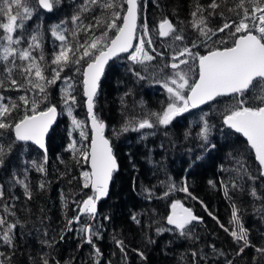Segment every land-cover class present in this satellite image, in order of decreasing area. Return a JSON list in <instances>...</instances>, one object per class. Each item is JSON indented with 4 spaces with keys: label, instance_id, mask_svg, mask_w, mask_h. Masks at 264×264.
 Wrapping results in <instances>:
<instances>
[{
    "label": "snow or ice",
    "instance_id": "1",
    "mask_svg": "<svg viewBox=\"0 0 264 264\" xmlns=\"http://www.w3.org/2000/svg\"><path fill=\"white\" fill-rule=\"evenodd\" d=\"M60 3L61 0H35L34 4L31 0H0V59L4 62L3 72L0 73V89H24V94L16 100L5 97L3 92H0V136H4L9 130L14 133V140L7 148L0 145V167L4 165V157L11 153L16 142H32L45 153L42 163L37 164L36 161H32V164L37 171L46 173L44 166L47 163L48 151L46 137L50 130L54 131L53 125L59 114L56 104L49 101L48 89L56 85L57 81H61L63 85L60 89V100L67 115L71 117L72 127L80 129V136L88 139L84 131V122L74 115L78 102L74 94L73 78L67 74L61 76L65 68H69L70 65H81L83 62L86 67L82 72L81 83L94 136L87 151L84 150L83 145L78 149L75 140L69 144V148L74 154L78 153L85 162L90 161L91 170L82 173V187L89 188L92 194L81 201H73L78 212L67 220V230L72 231L71 225L80 224L82 241L92 245L95 255L99 257L102 253L95 246L93 238L100 237V232L94 231L91 222L81 223V218L96 220L98 202L108 196L113 174L119 170L112 144L104 136L105 124L95 112L101 77L109 60L118 57L120 53H128V59L132 64L142 66V70L147 73L148 68L153 67L152 62L156 61L157 56L163 58L164 52L156 53L155 47H152L153 39L146 19L141 24V34H137V21L142 9L140 0H122V2L103 0V3L101 0H84L70 18L71 23L76 26L71 32L74 43L68 42L67 29L62 28L64 21L54 25L51 34L60 41V44L58 50L53 52L50 63L45 62L39 28L29 37H25L23 35L25 22L33 17L37 8L52 12ZM93 6L104 11L99 15H92L93 22L84 24L83 14H92L95 11ZM220 7L221 4L217 3V0H211L207 9L198 5L191 14L194 18L192 27L198 32L197 40L190 41L182 48H174L170 62L159 68L161 74L165 69L171 71L170 75L161 76L156 80L157 83L162 84L168 94L166 106H163L160 112L147 113L142 119L126 121L121 131L167 127L175 118L188 113L190 109H197L201 105H210V103H221L222 98H230L234 103L224 107L221 113L222 123L228 129L235 130L247 138L259 163L260 177L264 178V0H238L233 8L228 9L237 19L226 20L221 26L210 28L209 17L224 15L223 12L217 13L216 10ZM206 11L207 16L204 15ZM157 31L159 37H170L173 42L185 40L167 17L159 21ZM81 32L86 34L82 43L77 39ZM213 37L217 39L214 40ZM22 43H26L27 47H21ZM146 44L150 50L146 48ZM172 47L169 45V48ZM201 47L207 48L204 54L198 51ZM37 49H41L39 56L33 55ZM17 60L24 63L17 64ZM193 65L198 69L195 78L192 76ZM47 69H50V75L45 74ZM14 70L19 72L23 83L14 78ZM76 71L79 72L80 69L77 68ZM128 71L132 72L137 80L147 78L141 75V72L134 71L132 67H129ZM21 109L22 116L15 119L13 113H18ZM207 115L205 113L201 116L199 131L196 133V137L203 142L201 147L205 151L216 148V145L210 142L213 126L210 125ZM190 135L191 131L185 134L186 138ZM249 178L257 179L251 175ZM20 183L23 184L26 196L31 199L32 193L28 190V184L24 181ZM208 183L215 187L214 181L210 180ZM221 183L223 185V182ZM44 187L45 184L41 182L40 188ZM223 187L227 196L228 185ZM176 190V185L170 184L164 196L167 197ZM178 190L187 193L192 199H197L189 191L186 179ZM251 194L257 195L254 188ZM3 196V186L0 185V198ZM200 203L207 211V205H204L203 201ZM170 208V214L165 217L167 224L174 226L181 236L191 237L189 226L194 221H202L203 218L197 216L192 208L186 207L180 200L173 201ZM238 213L239 209L233 206L232 219L229 222L234 224L231 231L220 224V227L225 232H229L237 244H241L237 256L243 254L249 247H253L257 253L264 256V247L256 248L251 244L248 230L241 222ZM10 214L15 216V212ZM208 214L212 215L211 212ZM104 219L110 218L106 216ZM132 219L137 224L140 223L136 215H133ZM0 226H5L0 230L3 242L12 245L13 230L17 228V224L8 223L5 217L0 216ZM172 230L157 228L156 231L161 233ZM63 239L64 236L61 235V240ZM115 242L123 252L124 242L122 240ZM211 247L214 252L219 251L215 245ZM137 252L146 259L143 252L139 250ZM219 254L224 255L222 251H219ZM192 255L195 257L196 253L193 252ZM0 264H3V261H0ZM43 264H48V260L44 259ZM96 264H100L99 260ZM227 264H233V261L228 260Z\"/></svg>",
    "mask_w": 264,
    "mask_h": 264
},
{
    "label": "trees",
    "instance_id": "2",
    "mask_svg": "<svg viewBox=\"0 0 264 264\" xmlns=\"http://www.w3.org/2000/svg\"><path fill=\"white\" fill-rule=\"evenodd\" d=\"M237 2L238 0H217L221 7L216 11L217 13L223 12L224 15L223 17L219 15L209 17V27L215 29L226 20L237 19L233 12L228 11ZM31 3L34 4L35 0H31ZM82 3H84V0H61V3L52 12L37 8L33 17L25 22L23 30L25 37H29L39 28L45 62L50 63L53 52L58 50L60 44V41L51 34V28L54 25L64 21L62 28L67 29L68 42L74 43L71 32L76 26L71 23L70 18ZM101 3H103V0H101ZM140 3L144 8V20H147L149 31L153 37L152 46L155 47L156 53L164 52V56L163 58L157 56L156 61L152 62L153 67H149L147 73L142 70V66L132 64L128 59V53L120 54L110 61L100 81L95 112L100 120L106 122V136L111 140L113 148V142L117 138L114 134L116 131L121 133L124 142H137L141 150L140 160L152 167L155 165L153 163L158 162L155 153L159 148L173 150L171 130L174 126L180 124L184 126L182 135H180L178 141H174V143H178L186 138L185 134L195 125L198 126V130L194 131V135H196L199 131L201 116L207 113L208 120L211 112L221 116L224 107L227 104L234 103V101L230 98H222L223 102L221 103H210V105H204L197 109H190L188 113L175 118L173 123L167 127L158 126L154 129H143L146 135L142 137H139L141 131H121L126 121L142 119L147 113L160 112L162 107L166 106L168 94L162 84L156 82L161 77L156 70L158 67L169 63L168 55L172 54L174 48H182L190 41L197 40L198 32L192 27L194 18L191 14L198 5L207 9L211 0H140ZM93 7L95 8V6ZM142 10L138 24L143 22ZM102 11H104L102 8H95L92 14L84 13L82 17L84 24L93 22L91 16L99 15ZM204 15L207 16L208 12L206 11ZM165 17L170 19L176 26L178 33L185 37L183 42L176 41L172 44V38L158 36V23ZM85 38L86 34L81 32L77 39L82 43ZM213 39L215 40L217 37H213ZM25 45L27 44H21V46ZM169 45L173 47L169 48ZM219 46L223 47L224 45ZM198 51L203 54L207 51V48L201 47ZM40 52L41 49H37L33 52V55L39 56ZM156 53L153 54L156 55ZM17 64L22 63L17 60ZM3 66L4 62L0 59V73L3 72ZM83 66V62H81V65H70L69 68H65L61 76L67 74L73 78L74 94L78 102L74 112L83 119L85 128H89L81 83ZM129 67H132L134 71L141 72V75L147 78L137 80L132 72L128 71ZM77 68L80 69L79 72L76 71ZM164 72L167 75L171 74L169 69H165ZM45 74L50 75V69H47ZM13 75L20 83L24 82L18 71L14 70ZM60 82L57 81L56 85L48 89L50 93L49 101L59 108L60 116L53 126L54 131L50 130L46 141L48 149L47 163L44 165L46 173L37 171L32 164V161H36L37 164L42 163L45 153L31 142H16L11 153L4 157V165L0 167V185L3 186L4 191V196L0 198V216L5 217L8 223L17 224V228L13 230L14 240L12 245H6L3 242L2 235H0V253H2L0 261H3V264H43L44 259L48 260V264H96L97 260L100 264H114L112 241H105L103 238L107 226V219H104V217L110 216L109 213H106V210L104 212L99 206L96 220H87V222L93 223L94 231L100 232V237H94L93 241L95 246L100 249L101 256L97 257L92 245L82 241V234L79 232L80 224L71 225L72 231L67 230V220L78 212L73 201H81L87 195H91L92 191L89 188L82 187V171L88 169L87 162L78 153L74 154L69 148L71 143L70 122L60 100ZM0 92H3L5 97L16 100L24 94V89L5 88L0 89ZM29 95H31V92H29ZM42 108L43 104L41 105ZM22 114L23 110L21 109L20 112L13 113V117L19 119ZM222 127L230 138L240 135L225 127L223 123ZM87 137V145L85 148L83 147L86 151L88 150L90 137L89 129ZM13 140L14 133L9 130L4 136H0V145L7 148ZM211 140L212 138H210ZM243 156L244 159L239 165H232L219 157L216 148L209 150L206 156L208 168L206 174L208 177H199L198 182L213 193L215 200L219 199L221 190L225 193L223 185H228L226 198L239 209V218L248 230V238L251 244L256 248H260L264 247V178L260 177L259 163L246 141L244 142ZM117 157L119 170L113 174L110 194L102 200L117 196V204L113 212L115 221L121 233L129 234V230L132 229L130 222L135 223L132 216L136 214L141 223L142 215L131 208L133 199H128L127 203L124 201L123 191H120L118 195L115 193L113 183L118 175H122L130 181V175L124 170L121 158ZM161 160L164 161L163 158ZM241 165H243V168H241ZM196 174L194 171L189 170L184 179L178 174L172 175L171 179L178 186H183L186 179L188 187L193 188ZM249 175L257 177V179H250ZM210 180L215 182V187L208 183ZM20 181L28 184V190L32 193L31 199L26 196L25 189ZM41 182L45 184L43 189L40 188ZM221 182H223V185ZM233 184L236 186L233 187ZM135 187L144 195L152 194L151 189L144 183H136ZM253 188L256 190V196L251 194ZM178 189L172 192L171 199L182 201L185 206L192 208L194 213L203 219L202 221H194L189 226L192 233L191 237L181 236L174 226L167 224L166 221L167 226L173 229L167 232L176 241L185 244L191 252L196 253L195 264H227L228 260H232L233 264H264V256L257 253L253 247L246 248L243 254L237 256L238 244L231 240L222 229H219L216 219L205 212H200L201 208L198 204ZM65 204H67V207H65ZM213 204L212 211L218 213L216 203L213 202ZM11 212H15V216L11 215ZM83 222H86L84 217L81 218V223ZM142 223L144 225V235L147 236L149 223L147 219ZM3 227L5 226H0V230ZM61 235L64 236L63 240H61ZM211 245H215L216 249L222 251L224 255H220L219 251L214 252ZM130 260L131 264H146L143 259L134 261L131 255Z\"/></svg>",
    "mask_w": 264,
    "mask_h": 264
},
{
    "label": "rangeland",
    "instance_id": "3",
    "mask_svg": "<svg viewBox=\"0 0 264 264\" xmlns=\"http://www.w3.org/2000/svg\"><path fill=\"white\" fill-rule=\"evenodd\" d=\"M142 9L141 15L142 20L144 21V8ZM141 24L139 23L137 26L138 35L141 34L142 31ZM150 35L152 36L151 33ZM171 43L174 44L176 41L173 42L172 40ZM21 47H27V45ZM146 48H149L147 44ZM168 56V62H170L171 55ZM20 62L24 63L22 61ZM159 68L160 67L156 70L159 76H166L167 74L165 72L162 74L159 72ZM197 71V67L193 65V78L196 77ZM59 86L60 89L63 87L61 82L59 83ZM74 115L78 120L83 121V119L76 112H74ZM208 121L210 125L213 126L212 133L210 135L212 140L210 142L216 145L219 157L229 164L239 165L244 159L243 147L245 140L241 135L230 138L226 130L222 127V117L219 116V114L215 112L209 113ZM69 122L71 142L75 140L77 148L81 147V145L85 148L87 140L80 136V129H74L72 127L71 117H69ZM88 129V127H84L86 135ZM183 129L184 126L182 124L172 128L171 135L173 139V150L163 147L159 148L157 153H155V158L158 162L153 163L155 165L152 167L144 164L140 160L139 156L141 150L137 142H124L122 140V136L120 135L121 133L116 131L114 132L117 137L116 141L113 142L114 152L121 158L124 170L130 175V181L126 180L122 175H118V177L115 178L113 183L115 193L118 195L120 191H123L124 201L127 203L128 199H133V205L131 208H133L135 212L142 215V222L147 219V222L149 223L147 236L144 235L143 223H133L131 219V222H129L132 229L129 230V234L121 233L116 224L115 215L113 214L117 204V196L108 197L106 200L100 201L99 206L101 210H104V212L107 211L106 213H109L110 215V219H107V226L103 238L105 241H112L114 264H131L130 255L134 261L143 259L146 264H195V257L192 255L193 252H191L185 244L176 241L167 231L161 233H157L156 231L157 228L170 229V227L166 224L165 217L170 214V205L175 200L171 199L172 193H170L167 197L164 196V193L168 191V186L174 183L176 185V189L182 187V185L178 186L177 183L173 182L171 179L172 175L175 176L178 174L182 179H184L187 171L189 170L197 173L194 178L193 188H189V191L192 193V196L197 198L192 200L201 208L200 212H205L207 214L211 212V216L216 219L219 229H222L220 224H223L225 228L229 229V231H231L234 227V224L229 223L232 219L233 205L229 202V199L226 198L223 190H221L219 199L215 200L213 198V193H211L206 186L198 182L199 177H208L206 174V172H208L206 156L209 151H205L201 147L203 142L198 139L196 135H194V131L198 130V126L195 125L191 128L190 136L183 138L178 143H174V141H178L180 135H182ZM140 131L141 135L139 137L146 135L145 130ZM197 157H200V159H197ZM161 158H163L164 161H162ZM84 171H89V169H84L82 173ZM168 176H170V178H168ZM140 182L147 185V187L151 189L150 191L152 194L144 195L140 190L136 189V183ZM200 201H203V204L207 205V211L201 205ZM213 202L217 205L218 213H214L211 209L214 205ZM84 220L87 221L89 219L84 217ZM225 233L231 238V240H233L229 235V232ZM116 240H122L124 242L123 252L117 246L115 242ZM240 246L241 244H238L239 248ZM137 250H139V252H143L146 259L142 258L138 254Z\"/></svg>",
    "mask_w": 264,
    "mask_h": 264
},
{
    "label": "water",
    "instance_id": "4",
    "mask_svg": "<svg viewBox=\"0 0 264 264\" xmlns=\"http://www.w3.org/2000/svg\"><path fill=\"white\" fill-rule=\"evenodd\" d=\"M137 26H138V21H137ZM120 54H123V53H120ZM119 54V55H120ZM204 54V53H203ZM115 58V57H114ZM113 58V59H114ZM113 59H111V60H109V62L110 61H112ZM108 62V63H109ZM108 65V64H107ZM106 65V66H107ZM106 66H105V68H106ZM84 67H86V65H84L83 66V70H82V72L84 71ZM101 79H102V77H101ZM84 96V95H83ZM85 100H86V98L84 97V105H85V109H86V115H87V119H88V126H89V131H90V137H89V144H90V142H91V139H92V137L94 136V132H93V130H92V128H91V120H90V117L88 116V113H87V107H86V103H85ZM202 106H204V105H201L200 107H202ZM57 109H58V115H57V118H56V121H57V119H58V117L60 116V110H59V108L57 107ZM104 124H105V129H104V136L107 138V139H109L107 136H106V122L104 121V120H101ZM56 123V122H55ZM54 126V125H53ZM233 131H235V130H233ZM241 136H242V138L247 142V138L246 137H244L241 133H239ZM46 141H47V137H46ZM109 141L111 142V140L109 139ZM32 143V142H31ZM34 144V143H33ZM89 144H88V146H89ZM112 144V143H111ZM247 144L250 146V144L247 142ZM35 145V144H34ZM37 146V145H36ZM38 147V146H37ZM251 147V146H250ZM39 148V147H38ZM112 148H113V145H112ZM40 149V148H39ZM252 149V148H251ZM41 150H43V149H41ZM89 150V149H88ZM253 150V149H252ZM44 151V150H43ZM113 152H114V148H113ZM253 153H254V156H255V152H254V150H253ZM114 154H115V152H114ZM115 156H116V158H117V162H118V164H119V160H118V157H117V155L115 154ZM258 162V161H257ZM87 165H88V169H89V171L91 170V167H90V161L89 162H87ZM111 184H112V182L110 183V186H109V194H110V189H111ZM108 194V195H109ZM102 199H104V198H102ZM101 199V200H102ZM100 200V201H101ZM100 201L98 202V205H97V209H98V207H99V203H100ZM187 207V206H186ZM194 212V211H193Z\"/></svg>",
    "mask_w": 264,
    "mask_h": 264
},
{
    "label": "flooded vegetation",
    "instance_id": "5",
    "mask_svg": "<svg viewBox=\"0 0 264 264\" xmlns=\"http://www.w3.org/2000/svg\"><path fill=\"white\" fill-rule=\"evenodd\" d=\"M102 201V200H101Z\"/></svg>",
    "mask_w": 264,
    "mask_h": 264
}]
</instances>
